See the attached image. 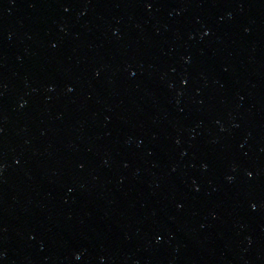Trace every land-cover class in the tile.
I'll use <instances>...</instances> for the list:
<instances>
[{"label": "water", "instance_id": "obj_1", "mask_svg": "<svg viewBox=\"0 0 264 264\" xmlns=\"http://www.w3.org/2000/svg\"><path fill=\"white\" fill-rule=\"evenodd\" d=\"M0 264H264V0H0Z\"/></svg>", "mask_w": 264, "mask_h": 264}]
</instances>
